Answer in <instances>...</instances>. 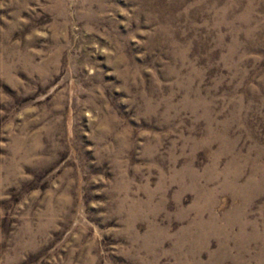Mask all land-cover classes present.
<instances>
[{"label":"rangeland","instance_id":"obj_1","mask_svg":"<svg viewBox=\"0 0 264 264\" xmlns=\"http://www.w3.org/2000/svg\"><path fill=\"white\" fill-rule=\"evenodd\" d=\"M0 264H264V0H0Z\"/></svg>","mask_w":264,"mask_h":264}]
</instances>
